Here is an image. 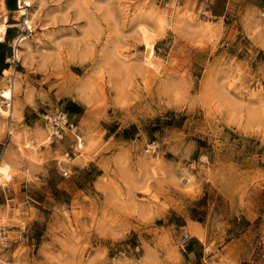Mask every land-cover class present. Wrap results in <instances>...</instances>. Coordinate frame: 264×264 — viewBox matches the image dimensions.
<instances>
[{
	"label": "clouds",
	"instance_id": "9594fccd",
	"mask_svg": "<svg viewBox=\"0 0 264 264\" xmlns=\"http://www.w3.org/2000/svg\"><path fill=\"white\" fill-rule=\"evenodd\" d=\"M216 2L25 0L27 5H35L25 21L27 30L35 33V43L44 47L35 53L29 47L23 67L42 76L36 81L41 90L30 87L21 104L13 100L20 92L19 85L0 89V103L12 106L0 108V147L4 152L0 193L6 201L0 205V264H172L173 253L181 264H196L195 253L186 251L190 234L185 227L177 230L175 224L168 223L169 210L175 211L168 199L173 194L185 202L187 211L205 192L210 194L205 223L213 236H227L226 225L232 220L239 222L250 202L257 207L258 216L262 215L264 204L252 192L255 170L264 173V60H257L258 52L250 53L256 65L253 68V61L238 58L245 53L243 42L224 39L232 0H227L226 11L220 16L211 10ZM242 5L243 36L264 51V23H250L257 14L264 18V10L253 0H243ZM181 41L197 52L207 49L214 57L208 65L206 87H201L195 68L186 72L176 69L173 52ZM233 46L236 54L229 51ZM45 77L64 82V91L59 95L55 91V101L68 98L84 109L78 126H72L67 115L59 130H33L24 123L28 106L33 111L39 109L35 96L53 103V90L44 89ZM146 80H154L157 86L150 88ZM169 111L177 120L181 115L187 117L189 128L183 138L174 142L171 132L177 128L165 127L163 135L156 132V140L149 143L145 125L156 117L164 118ZM82 121L86 123L82 125ZM101 122L109 126L118 123V133L134 124L139 132L135 139H117ZM204 125L210 137L208 133L192 135L193 128ZM66 134H70L68 141ZM202 135L210 150L190 139ZM197 151L198 159H194ZM48 152L59 153L54 166ZM167 153L174 159H166ZM101 158L109 162L107 172L97 166ZM221 160L231 167L221 168ZM90 164L103 174L79 190L84 195L76 220H71V205L55 202L36 251L29 243L32 224L37 220L43 223L45 217L41 213L39 218L33 216L36 201L31 193L47 186L53 169L63 182L71 183ZM106 176L109 179H103ZM21 182L28 191L17 200L12 189ZM259 182L264 183V175ZM226 192L234 197L235 206L228 200L225 207ZM61 216L63 220H59ZM53 219L60 227L58 235L49 237L48 225ZM157 220H164L165 226L157 227ZM169 227H173L172 238ZM149 229H159L157 238L165 241L164 247L145 238ZM133 233L138 237L135 247L129 243ZM259 237L257 246L264 248V231ZM202 245L199 264H264V251L226 261L213 240L206 239Z\"/></svg>",
	"mask_w": 264,
	"mask_h": 264
},
{
	"label": "rangeland",
	"instance_id": "374dc122",
	"mask_svg": "<svg viewBox=\"0 0 264 264\" xmlns=\"http://www.w3.org/2000/svg\"><path fill=\"white\" fill-rule=\"evenodd\" d=\"M183 2H187V0H182V3ZM226 2L227 0H217L216 4L211 7L214 16L224 15L226 11ZM242 3L243 0H232L231 5L227 9V18L225 20L227 31L224 34V39L228 41L235 40L236 42L242 41L245 46V53H241L238 58L242 60L247 59L249 61H253V68H255L256 65L254 63V58L250 53L258 52L259 54L257 56V60H264V51L258 49L251 41L245 39L243 36V22L241 20L243 7ZM34 10L35 5H33L25 15L24 12L19 8V0H0V22H4L7 18L9 24L6 41L0 42V89L15 88L17 85H19L20 92L18 95L14 96V100H18L21 104L25 103L30 87L35 88L37 92L41 90L36 81L42 79V76L40 74L34 75L26 67H23L27 58L29 47L33 53L40 51L41 48L44 47L43 45L38 46L35 43L33 39L35 33H30L27 29L24 30L25 27L27 28L25 23L26 18L30 17V14ZM258 21L264 23V18H261L257 14L250 21V23L255 25ZM23 34L27 35L28 39L24 43H20V49L18 47L20 50V55L17 57L15 51L16 41ZM59 38V36L56 37V39ZM45 43L47 44V42ZM48 47L50 49L51 46L48 45ZM157 47H159V45ZM141 50H143V48H141ZM221 51H223V49H221ZM229 51L231 54H236L235 46L229 49ZM219 54L220 53L217 52L216 56H219ZM173 56L177 58V70L186 72L191 68H195L201 81V87L203 88L207 86L209 75L208 65L214 62V57L207 49L202 52H197L191 45L181 41L177 49L173 52ZM33 67H36V65H33ZM5 70H8V72L6 73ZM73 70L76 72V74H82L79 69ZM145 82L146 84H149L150 88L157 86L154 80L151 82L146 80ZM43 83L45 91L53 90V103L49 104L47 100H43L40 96H35L34 103L39 109L38 111H33V109L28 106L25 109L24 123L27 126L32 127L33 130L39 128L41 131H47L49 126L45 118L42 116L46 113H53L58 107H63L70 113L71 118L79 125V119L83 116L84 109L68 98H63L58 102L55 101V91L57 95L62 93L64 91V82L57 81L54 77H45L43 78ZM49 84L51 85L50 89L48 88ZM109 114H111V110H109ZM17 115H19L18 111ZM99 118V113H96V119ZM125 119H127V117ZM85 123L86 121L81 122L82 125ZM11 124L12 121H9V126H11ZM101 124L103 127L108 129L109 135L116 134L117 139H135L139 132V129L134 124L130 125L128 129H125L119 133L117 132V129L119 128L118 123L111 126L105 125L103 122H101ZM165 127L177 128L172 130L171 137L174 142H178L183 138L185 131L189 128V122L187 121V117L183 115H181L180 119L177 120L175 118V114L171 111L166 113L164 118L156 117L153 121H150L148 124H146L144 128L145 132L148 134L149 143H152L156 140V132H160L161 135H163V129ZM197 133H208L209 137L211 135V132L206 125L198 126L192 129V135H196ZM107 138L108 136L106 135L105 139ZM190 139L195 140L199 147L208 148L209 150L211 149V146L208 144L207 139H204L203 135L201 136V139L199 137H191ZM71 141H73V139ZM7 142L10 141L5 140V143ZM56 147V144L52 145L53 149ZM41 151H44V149H41ZM47 155L52 157L54 166L55 160L59 158V153L53 155L52 152H48ZM198 155L199 151L194 154L193 158L198 159ZM3 158L4 152L2 147H0V159ZM85 158L87 159V157ZM165 158L169 160L174 159L171 153H167ZM219 164L221 168L231 167V165L227 164L223 160L219 161ZM97 166L104 168L107 172L109 162L106 159L101 158L97 160ZM261 166L264 167V165ZM102 174V170H98L94 164H90L88 170H85L79 177H74L70 183L67 181L63 182V178L57 177L55 175V169H53L51 178L47 182V186L41 190L31 193V195H33V199L36 201L34 204L36 210L33 212V216L35 218H39L41 213L45 217V221L43 223L37 220L33 221L32 224V233L29 237V243L30 245L33 244L35 246L36 251H38L40 244L43 242L44 233L47 231V223L49 222L52 215L51 209L54 207L55 202H62L69 206L71 205L73 209L71 220L75 221L76 209L79 207L81 196L84 195L79 190H85L86 186L94 182L95 178ZM248 175L249 173L245 172L244 178H247ZM261 175H264V173H261L259 169H256L255 176L253 177V180L256 181V184L252 195L258 198L261 203L264 204V183L259 182V177ZM103 179L109 178L106 176ZM60 182H62V184H60ZM112 183L115 184V181H112ZM116 186L118 187V185ZM12 191L14 193V198L20 200L22 199V193L28 190L23 187L21 182L13 185ZM145 191L147 192L149 190L145 189ZM11 198L12 197L10 196L9 199ZM211 198L212 197L210 194L205 192L204 197L200 201L195 202L194 205L187 211L185 208V202L177 195L173 194L168 196V199L174 204L176 211L169 210L168 223L169 225L175 224L177 230L185 227L184 231L190 234L191 240L186 244V251L189 252V247L191 244L195 247L192 252L195 253V258L197 260L196 264H199L200 258L203 255L204 248L202 242H204L206 239H211L215 242L217 251L226 261L232 258L240 259L245 253L252 254L257 251H264V248H258L257 246V242L260 239L259 232L264 231V207L260 209L262 215L258 216L257 207L250 202L239 222L235 220L229 221V217H225L226 221H229V223L226 225L229 228L227 236H224L221 233H217L213 236L209 232V225L205 223L208 216L207 203ZM217 199L222 200V198L219 197ZM225 200V207H227L228 200H232L233 206H235L234 197L227 192L225 193ZM5 203V198L3 194L0 193V205ZM42 205L44 207H42ZM93 210L94 209H90L89 211L92 212ZM209 218H211V210L209 212ZM63 219L64 218L62 216L59 217V220ZM156 225L157 227L165 226L164 220H157ZM59 227V221L53 219L48 225L49 237L58 235ZM137 231H139V229H137ZM158 231L159 229H149L145 238L149 241H154V243L160 245L161 247H164L165 241L163 239L157 238ZM168 233L169 237L172 238L173 227L168 228ZM200 235L204 236L205 240H201ZM129 243H131L134 247L137 245L138 237L135 233L132 234V238ZM85 251H87V249ZM33 254H35V252ZM113 254L114 253H110V256ZM172 264H181L179 256L174 253Z\"/></svg>",
	"mask_w": 264,
	"mask_h": 264
},
{
	"label": "bare ground",
	"instance_id": "6f19581e",
	"mask_svg": "<svg viewBox=\"0 0 264 264\" xmlns=\"http://www.w3.org/2000/svg\"><path fill=\"white\" fill-rule=\"evenodd\" d=\"M5 6V5H4ZM19 8L20 10H22L24 12V14L26 15L29 11L30 8H32V6H29L25 3V0H19ZM23 16V15H22ZM30 19V17H27L26 20ZM27 25V24H26ZM0 28H3V32H0V36L3 37V42L6 41V36H7V33H8V28H9V24H8V19L6 18V20L4 22H0ZM28 28V27H27ZM26 27L24 28V30L27 29ZM28 39V36L23 34L21 35L17 41H16V55L17 57H19L20 55V47H21V44L24 43L26 40ZM21 43V44H20ZM19 47V49H18ZM5 72L7 73L8 70H5ZM13 100H14V97H13ZM9 107H12L10 104L8 103H0V108H9ZM17 114V113H16ZM44 131V130H42ZM193 228V227H192ZM201 231V230H200ZM198 232V231H197ZM197 236V234H196ZM195 236V237H196ZM199 238V237H198ZM200 239L201 240H205V237L200 235Z\"/></svg>",
	"mask_w": 264,
	"mask_h": 264
},
{
	"label": "built area",
	"instance_id": "2783aa9c",
	"mask_svg": "<svg viewBox=\"0 0 264 264\" xmlns=\"http://www.w3.org/2000/svg\"><path fill=\"white\" fill-rule=\"evenodd\" d=\"M45 115H47L50 118V119H45V120L47 121L48 126L53 128V129L59 130V124L65 115H67L69 123L72 126H78V124L71 118L70 113L68 111H66L63 107H58L55 109V111L53 113H46L43 116H45ZM69 138H70V134H66L65 135V141H68ZM54 139H55V137H54ZM65 141H61L60 143H65ZM71 142L75 143V140L73 139V141H71ZM68 151H69L70 156H72L71 149H68ZM73 158H74V156H73Z\"/></svg>",
	"mask_w": 264,
	"mask_h": 264
},
{
	"label": "crops",
	"instance_id": "0c3cea01",
	"mask_svg": "<svg viewBox=\"0 0 264 264\" xmlns=\"http://www.w3.org/2000/svg\"><path fill=\"white\" fill-rule=\"evenodd\" d=\"M253 2L259 3L262 7V10H264V0H253ZM60 184H62V182H60ZM193 249H195V247L192 246V244H191L189 247V252L191 253L193 251Z\"/></svg>",
	"mask_w": 264,
	"mask_h": 264
},
{
	"label": "trees",
	"instance_id": "16d2710c",
	"mask_svg": "<svg viewBox=\"0 0 264 264\" xmlns=\"http://www.w3.org/2000/svg\"><path fill=\"white\" fill-rule=\"evenodd\" d=\"M77 106V105H76Z\"/></svg>",
	"mask_w": 264,
	"mask_h": 264
}]
</instances>
